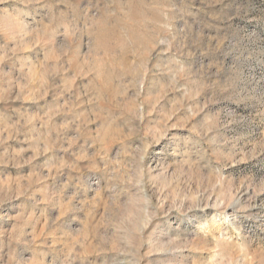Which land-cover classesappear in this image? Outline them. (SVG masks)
Wrapping results in <instances>:
<instances>
[{"label": "rangeland", "instance_id": "obj_1", "mask_svg": "<svg viewBox=\"0 0 264 264\" xmlns=\"http://www.w3.org/2000/svg\"><path fill=\"white\" fill-rule=\"evenodd\" d=\"M0 264H264V0H0Z\"/></svg>", "mask_w": 264, "mask_h": 264}]
</instances>
